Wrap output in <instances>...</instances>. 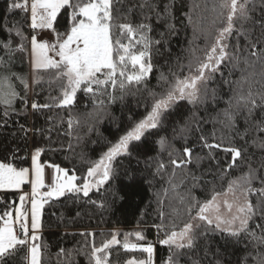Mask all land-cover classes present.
<instances>
[{"label": "trees", "instance_id": "trees-1", "mask_svg": "<svg viewBox=\"0 0 264 264\" xmlns=\"http://www.w3.org/2000/svg\"><path fill=\"white\" fill-rule=\"evenodd\" d=\"M13 2L24 0H0V58L4 61L0 77L11 76L18 93L7 114L5 106L0 105V163H11L17 170L27 169L32 152L40 149L42 163L74 174L78 186L84 183L92 163L147 115L154 99L174 81L173 74L183 78L189 75L190 63L195 66L205 59V51L214 43L217 30L225 26L227 14L219 8L221 0H114L115 25L149 26L144 32L151 41L146 60L150 59L152 69L139 84L123 90L118 84L115 89L108 86L103 95L95 97L78 91L72 105L60 108L55 106L58 101L52 99L61 96L59 83H50L55 70L28 74L29 15L25 10H10ZM248 7L251 19L235 21V28H243L256 43L264 34L258 23L264 22V0H252ZM222 11L224 17L220 16ZM70 12V8L61 9L57 14L54 28L61 36L70 28ZM116 39L135 45L140 35L130 40L127 35L121 36L119 27H114L113 40ZM227 43L228 51L238 55L239 60H226L220 65V70L201 85L198 102L177 101L156 129L146 132L139 141H131L127 153L112 161L113 173L103 186L93 187L88 196L65 192L44 205L38 239L41 264H92L93 246H102L113 234L120 243L109 250L110 264H126L131 258L145 257L146 252L139 248H123L126 234H132L128 236L131 243L154 246L155 262L151 264H259L264 244L246 233L232 237L216 229L215 224L194 220L198 208L189 212L192 205L210 199L213 190L224 192L228 181L247 172L249 164L258 169L259 179L253 181V187L264 186L260 183L264 180V149L257 146L264 140V132L256 130L258 123L264 124V56H252L251 44L235 31ZM141 48L142 45H135L133 50ZM259 49H264V40L257 44ZM162 74L166 80L160 78ZM17 76L28 82L26 95ZM251 100L257 107H252ZM33 102L51 107L34 110ZM225 109L233 115L231 127L227 126ZM70 116L78 121L73 124L71 135ZM181 128L185 131L181 132ZM246 129L242 139L240 134ZM201 136L209 144H219L223 137L224 146L247 149L243 162L238 161L240 166L228 169L221 179L231 163V154L211 149L209 155ZM161 137L167 141L163 149L158 143ZM253 140H257V145ZM185 147L192 150L193 162L177 168L171 161L187 159ZM161 164L163 168L159 167ZM27 189L26 184L24 190ZM20 193L0 191L1 216L14 208ZM258 199H262L258 194L249 196L253 205ZM189 222L200 225L194 229L191 248H170L159 242ZM249 230L258 237L264 235V200L255 209ZM137 232L143 240L137 241ZM0 264H27V248L3 257Z\"/></svg>", "mask_w": 264, "mask_h": 264}, {"label": "snow or ice", "instance_id": "snow-or-ice-1", "mask_svg": "<svg viewBox=\"0 0 264 264\" xmlns=\"http://www.w3.org/2000/svg\"><path fill=\"white\" fill-rule=\"evenodd\" d=\"M252 0H221L219 8L226 10L225 26L217 30L218 35L215 37L214 43L210 48L205 51V59L195 66L189 64V75L180 78L174 75V81L169 83L166 92L161 93L158 99H154L151 110L141 120L134 123V125L124 135L120 136L119 140L113 144L106 152H104L99 160L92 163L88 169L87 176L84 177V183L77 185L75 181L77 177L68 175V173L56 167L57 175L54 178L51 190L45 193L46 196H62L67 192H83L84 196H88L89 191L93 187L99 188L109 180L113 173L112 161L122 153H127L128 146L131 141H139L151 129H156L162 122V117L168 109H170L177 101L187 99L189 103L195 104L200 100L201 85L205 84L212 74L220 70V65L226 60H235L238 62L239 56L233 55L228 51V39L235 31L237 36L244 35L245 39L252 47V56H264V49L257 50V44L264 40V34L259 38L256 43H252L248 34L243 28L237 30L235 28V21L242 20L248 21L251 19L249 15L250 9L248 7ZM113 3L114 0H31L30 2V15H31V28L35 29H51L56 32L54 22L57 20V14L61 9H71L70 28L66 33V38H61L60 33H56L57 42L49 44L48 42H39L37 36L31 37V64L34 74L38 70H55L50 80V83H59L61 88V96L54 97L53 100L58 101L56 107H67L73 104L74 98L78 91H83L85 94H91L93 97L103 95L108 86L113 89L117 84L120 89L131 84H139L143 81L144 77L151 71L152 64L149 57V48L151 45L150 39L144 32L149 26L146 24H139L133 27L130 23H122L119 25L114 24L113 16ZM11 9L29 10L28 0L23 3L13 2L10 4ZM141 7H144L142 4ZM224 11L220 13L224 17ZM261 27L264 28V22L258 21ZM119 27L121 36L127 35L131 37L140 35V39L135 41V45H142L138 51H134L135 45L131 42L124 44L120 39L113 40V28ZM19 34V33H18ZM158 43V42H157ZM6 48L10 49V45L6 44ZM237 52H239V41L236 45ZM23 50V49H21ZM49 53H55L59 59L53 58ZM4 63L0 58V65ZM130 66V67H129ZM15 75V74H12ZM119 77V79L117 78ZM166 80L163 74L160 77ZM16 79L24 86L25 95L28 90V82L23 78L17 76ZM227 83V81H225ZM33 83H36L34 75ZM155 96V94H153ZM251 96V93H249ZM18 98V93L12 84L11 76L0 77V105L5 106V114L7 109L11 108L15 100ZM241 100L244 98L241 97ZM264 101V96H262ZM26 103V101H25ZM252 107H257L255 100H251ZM103 104V101H100ZM51 107L49 104L38 105L33 102L32 108ZM251 112V109L249 110ZM225 119L228 121L229 127L233 126L234 119L232 113L225 109ZM74 120L71 116L68 120L69 135ZM256 130L264 132V124L258 123ZM181 132L185 129L181 128ZM240 134L243 139L247 134ZM204 147L210 150L209 155H212L211 149H221L225 153L231 154V163L228 164L221 179L228 169L238 168L240 165L238 161L243 162L244 152L247 149H242L236 146H224L223 137L221 143L209 144L204 136H201ZM163 149L167 141L161 137L158 141ZM252 143L257 145V140ZM264 149V140H260L257 145ZM40 149H37L32 156V211H31V228L33 234L30 239L36 241L38 237L35 235L34 230L39 228L38 223V209L40 207L36 195L38 189L44 186L43 169L37 162V157L40 155ZM171 155V154H170ZM184 156L187 159H181L179 162L173 159L171 162L177 168L190 164L193 162L192 150L185 147ZM200 158H197L199 160ZM251 160V157H249ZM264 167V163L261 165ZM163 168L164 165L159 166ZM258 169L252 168L251 164L248 166V171L242 173L228 181V187L224 192H216L213 190L211 198L203 203H197L190 207L198 208L194 220L205 222L207 225H212L215 222L216 229L228 233L232 237H237L241 233H246L253 240H258L264 244V235L256 236L254 231L249 230V221L255 214V209L264 200V186L260 188L253 187V181L258 180ZM29 170L13 167L11 163H0V188H19L21 184L25 183L28 178ZM261 185H264V180H260ZM237 191L243 196V203L230 202L226 197L229 193L239 201L240 197L236 195ZM258 194L262 199H258L257 205H253L249 201V196ZM221 197H225L221 201ZM21 201L24 197L21 196ZM226 209L227 214L221 213V206ZM235 212L233 213V208ZM8 219L4 220L3 226H0V259L5 256H11L20 248L26 247L30 254V264H41V251L40 246L33 243L29 246V229L26 222L22 221L25 214L21 208L15 209V218L13 220L11 213H6ZM163 215V213H161ZM238 223V227L233 225ZM18 225V228L14 227ZM200 225H194L189 222L184 224L183 228L178 232L173 230L166 234V238L159 242L163 245H168L170 248L177 249L191 248L194 244V229ZM225 226V227H222ZM175 227V226H173ZM126 234L123 248L125 250L131 249L146 252L148 254L147 260H129L127 264H151L153 247L151 244L148 246H140L137 243H130ZM137 241H141L144 237L141 233H135ZM115 234L112 238L102 244L100 247L93 246L91 251L92 264H110L109 250L113 245L119 244ZM171 261V258H170ZM259 264H264V254H260Z\"/></svg>", "mask_w": 264, "mask_h": 264}, {"label": "rangeland", "instance_id": "rangeland-1", "mask_svg": "<svg viewBox=\"0 0 264 264\" xmlns=\"http://www.w3.org/2000/svg\"><path fill=\"white\" fill-rule=\"evenodd\" d=\"M30 2H31V0H29V4H30ZM28 15H29V21L31 23L30 10L28 11ZM33 35H36V34H31L29 36V46H28V49H29L28 50V52H29L28 53L29 54V57H28V71L29 72H28V74H31V71H33L32 64H31V37ZM47 35L50 36V39L44 41V39L47 37ZM36 36H37V40L39 42H48L50 45L51 44H55L57 42L56 32H53L52 30H51V32L49 34H46L45 36H43V35H36ZM61 38H66V34L62 35ZM49 54L51 56H53V58L59 59L58 56H55V53H49ZM35 152H36V150H34L32 152V156L35 154ZM32 156H31L30 166L28 167L29 171L31 172V176H30V179L28 181V189L24 190V191H21L16 205L14 206V208L12 210H10L8 212V213L12 214L13 220L15 218V209L16 208H18V207L21 208V211L25 214V216L22 217V221L26 222L27 225H28V229H29V246L31 244H33V243L39 245L38 239H39V234H40V230H41L42 210H43L44 205L50 199L60 197V196L48 197V196L45 195V193H47V192H49L51 190V187H52L53 182H54V178L57 175H60V174L56 172V167H58L57 165L50 164V163H42L41 160H40V155H39L37 157V162H38V164L41 165V167L43 169L44 186L40 187L38 189V192H37V195H36V199H37V201H38V203L40 205V207L38 209V218H37L38 219V223H39V228L34 230L35 235L38 237V239L36 241H32L30 239L31 235L33 234V230L31 228V211H32L31 201H32V198H33L32 185H31V179H32ZM61 169H63V168H61ZM63 170H65L68 173V175H73L70 172H68L66 169H63ZM75 183H76V181H75ZM65 192H67V191H65ZM236 195L240 197L239 201H236L235 197H233V195L231 193H229L226 198L230 202L243 203V196L240 194L239 191H237ZM21 196L24 197L23 201H21V199H20ZM220 199H221V201H223L225 199V197H221ZM234 212H235V207L233 208V213ZM221 213L225 214V215H228L227 211H226V209H224L223 205L221 206ZM6 219H8V216L6 214L4 216H1V214H0V226H3V222ZM213 224H215V222ZM238 226H239L238 223L233 225L234 228L238 227ZM14 227L18 228V225L14 224ZM222 227H225V226H222ZM152 247H153V253H152V261H151V263H154L155 262V252H154V246H152ZM147 259H148V254L146 253L144 258H131L129 260H137V261H139V260H147ZM27 264H30V254L28 253V249H27ZM126 264H127V262H126Z\"/></svg>", "mask_w": 264, "mask_h": 264}, {"label": "built area", "instance_id": "built-area-1", "mask_svg": "<svg viewBox=\"0 0 264 264\" xmlns=\"http://www.w3.org/2000/svg\"><path fill=\"white\" fill-rule=\"evenodd\" d=\"M28 2H29V0H28ZM21 10V9H20ZM29 10H30V4H29ZM29 10H27V11H29ZM28 27H29V35H31V34H36V35H43V36H45L46 34H49L50 32H51V29H35V30H33L32 28H31V23H30V21H29V25H28Z\"/></svg>", "mask_w": 264, "mask_h": 264}, {"label": "crops", "instance_id": "crops-1", "mask_svg": "<svg viewBox=\"0 0 264 264\" xmlns=\"http://www.w3.org/2000/svg\"><path fill=\"white\" fill-rule=\"evenodd\" d=\"M50 39V36L47 35V37L44 39V41ZM28 169V168H27ZM29 170V169H28ZM30 176H31V172L29 171V174H28V178L27 180L25 181V183L21 184L19 188H0V191L1 190H16V191H24V185H28V181L30 179Z\"/></svg>", "mask_w": 264, "mask_h": 264}]
</instances>
